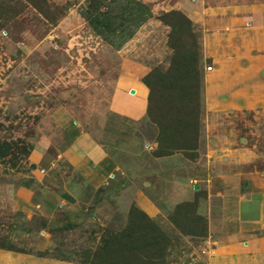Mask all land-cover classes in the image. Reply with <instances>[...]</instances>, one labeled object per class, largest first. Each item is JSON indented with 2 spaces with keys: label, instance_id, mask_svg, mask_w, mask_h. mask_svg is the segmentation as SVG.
<instances>
[{
  "label": "rangeland",
  "instance_id": "374dc122",
  "mask_svg": "<svg viewBox=\"0 0 264 264\" xmlns=\"http://www.w3.org/2000/svg\"><path fill=\"white\" fill-rule=\"evenodd\" d=\"M71 5L50 0H0V144L9 146L0 160V186L39 190L38 180L45 176L44 182L54 180L61 188L68 174L76 181L73 167L57 156L68 143L65 127L69 120L113 154L119 163L117 182L121 183L105 197V192L84 182L81 207L70 210L59 206L56 219L50 221L39 210L40 198L41 206L27 212L23 205L13 209L1 191L0 243L13 244L26 251L21 253L34 256L39 252L75 262L90 261L101 244L103 228L118 229L126 222V207L135 189L121 192V186H142L154 195L151 189L163 179L168 183L169 179L190 177L201 185L202 211L207 208L208 192L237 191L238 198L243 195L258 202L259 226L264 231V62L254 86L249 87L248 80L244 88L245 97L253 98L249 105L232 102L228 110L212 108L206 98L219 88L221 82L215 78L219 69L210 72L212 58L203 55L200 32L193 27L204 84L199 141L193 151L160 156L157 126L148 117L132 119L113 113V98L127 75L168 69L180 44L175 34L180 18L175 12L182 11L158 12L125 50L117 52L95 34L82 7ZM183 42L188 48L193 45L188 36ZM257 53L264 59V49ZM240 79H234L232 85L238 87L247 78ZM217 95L222 102L229 98L227 92ZM43 145L49 149L45 152L48 161L42 164L36 159ZM52 159L54 165L48 164ZM160 202L166 213L154 219L165 232L180 237L183 234L170 222L177 204ZM31 213L33 218H29ZM214 223L218 225V220ZM210 235L208 221L206 236H181L170 264H208L205 248Z\"/></svg>",
  "mask_w": 264,
  "mask_h": 264
},
{
  "label": "crops",
  "instance_id": "0c3cea01",
  "mask_svg": "<svg viewBox=\"0 0 264 264\" xmlns=\"http://www.w3.org/2000/svg\"><path fill=\"white\" fill-rule=\"evenodd\" d=\"M66 2L71 6H81L83 15L88 20L95 34L112 50H125L139 34L151 23L158 12L180 10L187 15L200 32L202 52L205 57L212 58L213 72L219 69L215 77L221 83L216 92L210 91L207 103L212 108L231 109L232 102L249 105L252 97H245L244 88L247 81L254 86L257 70L264 62L257 50L264 49V0H50ZM245 57V58H244ZM247 65V67H246ZM146 71L139 75H127L115 89L113 112L132 119L144 118L148 109L149 87L143 81ZM209 72V75H210ZM224 78H223V77ZM243 79L238 87H234V79ZM240 79V80H241ZM131 89H135L131 93ZM227 92L228 100L222 102L217 93ZM235 105V104H234ZM67 145L58 151V159L62 158L73 167L76 181L67 179L61 188L54 180L44 182L42 176L39 190L26 186H0V192L8 196L13 209L22 205L27 212L33 207L41 206L48 221L56 219L59 206L67 209L81 207L84 182L93 189L111 186L117 183L120 176L119 163L104 144L93 135L82 129L79 124L68 121L66 127ZM47 145V144H45ZM43 152L36 159L45 163V152L48 147L42 146ZM33 151V150H32ZM31 151V153H32ZM37 161V163H38ZM48 164L54 165L53 159ZM40 166V165H39ZM47 168L48 165H45ZM44 173V172H43ZM52 176V175H51ZM117 177V178H116ZM47 177H45V180ZM151 189L145 187L121 186V192L128 193L134 187V197L129 200L126 214L135 202L151 217L165 215L166 209L158 203L162 201L168 206L182 201L198 200L200 210L203 201L199 199L197 179H169L168 183ZM44 182V183H43ZM199 185V188L195 186ZM7 187V191L4 189ZM115 188V187H114ZM105 197L113 190L107 188ZM150 190V191H151ZM225 191L211 194L205 199L206 210L201 212L208 218L210 237L206 240L205 253L208 264H264V231L259 226L261 221L258 202L245 198L238 192ZM111 196V195H110ZM237 196V197H236ZM108 199V198H107ZM110 200V199H109ZM111 201V200H110ZM112 202V201H111ZM161 203V202H160ZM114 208V207H113ZM118 208V207H116ZM26 209H23L24 211ZM34 210V209H33ZM115 210V209H114ZM34 213V212H33ZM33 213L29 216L32 217ZM33 218V217H32ZM54 219V220H55ZM218 220V225L214 221ZM0 264H78L75 261L60 260L52 257L34 256L0 248Z\"/></svg>",
  "mask_w": 264,
  "mask_h": 264
},
{
  "label": "trees",
  "instance_id": "16d2710c",
  "mask_svg": "<svg viewBox=\"0 0 264 264\" xmlns=\"http://www.w3.org/2000/svg\"><path fill=\"white\" fill-rule=\"evenodd\" d=\"M179 16L175 34L180 42L166 71L153 68L143 81L149 87L148 109L143 119L157 126L160 156H173L179 151L197 148L201 128V88L203 77L199 70L201 61L197 33L193 21L183 12ZM192 39V47L184 43V37ZM196 46L197 48H194ZM202 50V49H201ZM115 113V112H113ZM117 114V113H115ZM119 115V114H117ZM9 146L0 144V160L8 153ZM113 155V154H112ZM131 182V181H130ZM120 181L114 186H120ZM106 187L98 190L107 193ZM170 222L183 235L165 232L157 221L136 203L126 215V222L118 229L103 228L101 244L90 261L78 264H170L175 260V250L181 236L207 235L208 218L200 211L198 200L177 203L170 215ZM0 248L26 252L15 245L0 243ZM37 256L72 261L61 255L36 253Z\"/></svg>",
  "mask_w": 264,
  "mask_h": 264
},
{
  "label": "water",
  "instance_id": "95a60500",
  "mask_svg": "<svg viewBox=\"0 0 264 264\" xmlns=\"http://www.w3.org/2000/svg\"><path fill=\"white\" fill-rule=\"evenodd\" d=\"M134 92H135V89H131V93H134ZM195 187L199 188V185H196Z\"/></svg>",
  "mask_w": 264,
  "mask_h": 264
},
{
  "label": "built area",
  "instance_id": "2783aa9c",
  "mask_svg": "<svg viewBox=\"0 0 264 264\" xmlns=\"http://www.w3.org/2000/svg\"><path fill=\"white\" fill-rule=\"evenodd\" d=\"M209 68H211V67H209Z\"/></svg>",
  "mask_w": 264,
  "mask_h": 264
}]
</instances>
